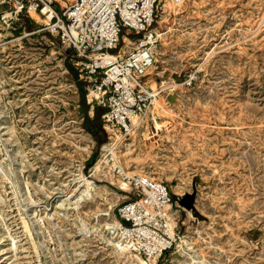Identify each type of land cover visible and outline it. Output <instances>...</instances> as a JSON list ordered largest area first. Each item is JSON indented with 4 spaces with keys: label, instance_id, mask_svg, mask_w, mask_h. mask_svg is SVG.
I'll return each mask as SVG.
<instances>
[{
    "label": "rangeland",
    "instance_id": "374dc122",
    "mask_svg": "<svg viewBox=\"0 0 264 264\" xmlns=\"http://www.w3.org/2000/svg\"><path fill=\"white\" fill-rule=\"evenodd\" d=\"M171 4L175 11L154 25L164 34L145 79L160 89L162 130L153 136L147 112L145 140L128 149L115 144L114 155L103 146L123 136H107L103 109L87 100L92 84L39 32L42 19L30 14L13 25L0 18L2 264H139L109 242L117 207L132 197L113 169L116 159L128 174L165 183L179 206L184 251L175 246L154 264H264V0ZM82 175L97 185L91 198L80 197ZM187 194L192 210L179 205Z\"/></svg>",
    "mask_w": 264,
    "mask_h": 264
},
{
    "label": "built area",
    "instance_id": "2783aa9c",
    "mask_svg": "<svg viewBox=\"0 0 264 264\" xmlns=\"http://www.w3.org/2000/svg\"><path fill=\"white\" fill-rule=\"evenodd\" d=\"M165 1L186 0H0V6H7L0 18L16 25L14 21L29 18L31 12L37 14L43 22L39 32L57 41L79 78L99 93L95 100L103 109L100 118L107 136L126 137L160 93L145 79L154 64L159 43L154 25ZM126 40L132 43L125 52ZM195 80L189 74L184 85L190 87ZM113 169L132 197L117 207L110 231L128 251L157 262L179 239L173 214L179 206L162 181L128 174L118 164Z\"/></svg>",
    "mask_w": 264,
    "mask_h": 264
},
{
    "label": "bare ground",
    "instance_id": "6f19581e",
    "mask_svg": "<svg viewBox=\"0 0 264 264\" xmlns=\"http://www.w3.org/2000/svg\"><path fill=\"white\" fill-rule=\"evenodd\" d=\"M171 10H174L175 11V7L171 4V2L165 1L164 5H163V10H162V13H161V17H160L161 18V21L162 20L164 21L166 19L167 14ZM30 14L31 15H34V16L36 15L33 12H31ZM259 15H261V14H259ZM167 21H169V20H167ZM258 21H259V19H258ZM159 23H161V22L159 21ZM256 26H257V24H256ZM254 29H255V27H254ZM258 29H259V26H258ZM154 32L157 34L158 38L161 37L164 34V33H160V31H158L157 29H154ZM252 32H253V29H252ZM131 43H132V40H126V44H125V46L123 48V51H125V52L128 51V49L130 48ZM159 60H161V58H159ZM161 61H163V60H161ZM156 62H158V58H156L155 55H154V63H156ZM153 68H154V64L152 65V67L150 68V70H152ZM98 96H99V93L97 92V90L94 87L93 88H89L88 93H87V100L89 102H94V100L96 98H98ZM165 111H166V107L164 105V102L161 99L159 101H154L152 103L151 107L147 111L148 113H147L145 122L148 124V128L151 129L152 134H154L153 136H157L158 132H160V130H162V126H161V124L159 122L156 121V117L158 115L164 113ZM141 127L142 126L140 125V120L136 121V124L134 126V129H133L132 133H130L131 134V138L130 139L124 140L123 137H120V138L117 139L116 143H114L113 145L112 144L104 145L103 148H105L107 151L112 152L113 155H114L116 153V151H115V144H121L123 148L128 149V147L130 145L129 144V141L132 143V142H134L135 140H138V139L145 140L146 136H144L142 134V128ZM87 135L89 136L88 133H87ZM114 135L116 136V134H114ZM90 141L92 143H94V140L90 139ZM116 161H117V163H118V165L120 167H123L124 168L123 163L119 159L118 160L116 159ZM100 170H101V165H100L99 162H96L91 167L92 177H93L94 180L98 179V177H99L98 175L100 173ZM0 172H2L1 174L4 175V173H3L2 170H0ZM78 181H79V187L80 188H83V191L81 192V196L80 195L79 196L81 198L82 197L91 198L92 195H93L92 193L95 191V188L97 186L96 183L93 180H89V179L85 178L83 175L79 177V180ZM173 193L176 194L175 191ZM174 212L176 213V211H174ZM174 212H173V214H174ZM188 214H189V217H192V215L189 213V211H188ZM174 224L177 226V217L175 218ZM107 229H108V226H107ZM5 230H6V228L3 226V224H2V217L0 216V240L5 238V236H6ZM109 233L111 234V239L109 240V242L113 245V247H114V249L116 251H119V253H126L129 257H132L133 259H135L139 264H154L155 263L154 260H152V259H150L148 261H145L144 259L138 257L137 255H134L131 251H128L125 248V246H123L121 240L118 237L116 239L115 235L111 231H109ZM178 241H179V245H178V243L176 245V247L178 248V251L179 252L180 251H184V248L183 247H184V245H186L185 236H180L179 235ZM5 246H6V248L4 249L6 251V253H5L6 254L5 259H6V261L8 263H11L13 261L14 251L16 249L15 248V243L13 242V238L12 237L9 239L8 243L5 244ZM1 249L2 248L0 247V250ZM0 264H2L1 261H0Z\"/></svg>",
    "mask_w": 264,
    "mask_h": 264
},
{
    "label": "water",
    "instance_id": "95a60500",
    "mask_svg": "<svg viewBox=\"0 0 264 264\" xmlns=\"http://www.w3.org/2000/svg\"><path fill=\"white\" fill-rule=\"evenodd\" d=\"M193 201H194V195L187 194L183 198L179 200V205L183 206L186 209L192 210L193 209Z\"/></svg>",
    "mask_w": 264,
    "mask_h": 264
},
{
    "label": "crops",
    "instance_id": "0c3cea01",
    "mask_svg": "<svg viewBox=\"0 0 264 264\" xmlns=\"http://www.w3.org/2000/svg\"><path fill=\"white\" fill-rule=\"evenodd\" d=\"M93 111L94 110L92 108L91 115L88 114V119H89L90 122H92V117H93V113H94Z\"/></svg>",
    "mask_w": 264,
    "mask_h": 264
},
{
    "label": "trees",
    "instance_id": "16d2710c",
    "mask_svg": "<svg viewBox=\"0 0 264 264\" xmlns=\"http://www.w3.org/2000/svg\"><path fill=\"white\" fill-rule=\"evenodd\" d=\"M85 130H86L90 135H92V137H93L94 140H95V136L92 134V130H91V129H88V128H85Z\"/></svg>",
    "mask_w": 264,
    "mask_h": 264
}]
</instances>
